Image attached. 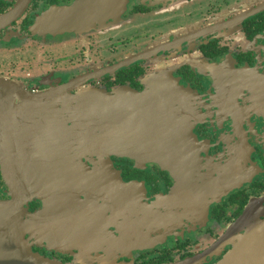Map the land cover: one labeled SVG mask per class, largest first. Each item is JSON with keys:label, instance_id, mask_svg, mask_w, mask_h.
Wrapping results in <instances>:
<instances>
[{"label": "flooded vegetation", "instance_id": "obj_1", "mask_svg": "<svg viewBox=\"0 0 264 264\" xmlns=\"http://www.w3.org/2000/svg\"><path fill=\"white\" fill-rule=\"evenodd\" d=\"M21 1L0 0V19ZM240 70L264 77V0H30L0 23V121L26 188L20 228L33 251L66 264H227L234 244L218 243L248 208L264 222V108L234 82ZM79 78L111 94L168 79L170 106L197 137V166L103 160L64 139L54 150L63 103L30 99ZM34 129L46 132L45 152L26 150ZM10 165L0 158V204L13 202ZM58 200L70 206L50 217ZM47 218L69 241L43 239L33 223Z\"/></svg>", "mask_w": 264, "mask_h": 264}, {"label": "water", "instance_id": "obj_2", "mask_svg": "<svg viewBox=\"0 0 264 264\" xmlns=\"http://www.w3.org/2000/svg\"><path fill=\"white\" fill-rule=\"evenodd\" d=\"M29 1H21L11 13L0 19V23L21 15ZM238 73L240 77L234 82L238 83L240 89L247 88L252 91L258 103L264 108V77L252 70H240ZM221 80L223 86L226 85L225 88L231 93L233 83L230 82V78L223 77ZM83 81L84 79L79 78L32 98L26 95V98H31V102L45 103L54 100L59 104L63 103L64 109H59L54 117L58 120V125L57 132L53 135L59 138V144L54 150L63 149L65 144L61 145L60 142L64 139L71 143L73 141L80 143L83 150L89 153L109 156L107 158L102 156L105 158L103 160L110 159L112 154L134 157L144 162L155 160L164 165L169 163L177 173L185 167L186 170H191L197 166L199 157L197 137L190 125L183 120L178 109L171 108L170 104L174 101L170 99L176 96L173 91H168L173 89L168 79L165 83H155V89L152 91L119 90L113 94L93 88H80ZM75 87L79 88L78 92L70 94L71 89ZM13 97L17 98V95L10 91L9 99ZM9 102L8 99L2 101L4 105ZM1 121L0 158L6 162L10 159L9 177L12 180L13 202L0 204V264H66L35 253L21 233L20 218L28 196L13 161V147L8 135L9 125ZM33 133L37 137L36 142L26 150L45 152L48 141L46 132L39 133L34 129ZM50 148L52 149L51 146ZM60 202L58 200L54 204L50 201L47 203L45 211L50 217L51 208L55 205L70 206L69 200ZM90 206L89 214L94 210V207ZM254 211L255 209L249 207L245 215L219 241L218 246L234 244V249L228 255L227 264H264V222L262 224L257 222L259 218ZM66 216H59V221L66 219L68 222ZM35 224L33 223L35 229L44 233L43 239L58 243L68 240L53 235L52 227L57 224L54 219L43 220V228ZM245 227L248 228L247 232L240 233Z\"/></svg>", "mask_w": 264, "mask_h": 264}]
</instances>
